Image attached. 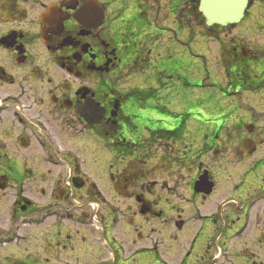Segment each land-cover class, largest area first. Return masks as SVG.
Returning <instances> with one entry per match:
<instances>
[{
	"label": "flooded vegetation",
	"instance_id": "1",
	"mask_svg": "<svg viewBox=\"0 0 264 264\" xmlns=\"http://www.w3.org/2000/svg\"><path fill=\"white\" fill-rule=\"evenodd\" d=\"M197 13V0H0V264H264V100L250 97L264 95V37L249 46L250 12L219 29ZM191 16L226 39L215 103L181 94ZM180 204L199 226L169 257Z\"/></svg>",
	"mask_w": 264,
	"mask_h": 264
},
{
	"label": "rangeland",
	"instance_id": "2",
	"mask_svg": "<svg viewBox=\"0 0 264 264\" xmlns=\"http://www.w3.org/2000/svg\"><path fill=\"white\" fill-rule=\"evenodd\" d=\"M259 3L263 4L262 1ZM261 9L262 8L260 6H255L254 9H252V11L250 12V15L244 21L245 26L243 28V33L249 38V46H257L258 44H261L260 37H264V9ZM189 14L190 13L187 12V16ZM186 20L187 22L185 34L182 38L184 46H181V50L185 51V56L188 61L187 65H189L191 69L187 73L186 84L182 88L181 94L186 103L198 104L200 99L201 102L208 101L215 103L218 100L224 99V97L226 98L225 94L221 90L222 87L225 88V83L223 82L222 76L220 74L221 68L223 69L224 66L221 56L220 44L222 42L226 44V39L223 38L222 40H220V42L210 39L204 36V29L201 30V28L199 27L201 25L196 23L193 20L192 16L187 17ZM189 29H191L193 34L192 38L190 35L191 31ZM199 29L201 30V32H203L201 33ZM233 34L236 36V33L233 32ZM140 79H143L145 81L146 78L143 77ZM140 79L138 81L139 83L144 82ZM250 97L251 99L256 101L264 100L263 94L251 95ZM161 177L162 175L160 174L156 175V178L158 179H160ZM102 186L104 189H109V186L105 183V181L103 182ZM195 202L196 205H199V201L195 200ZM114 204L116 205V203ZM196 205H179L185 211V217L187 219L188 226L186 227V230L182 233H177L179 241L182 242H172L170 245H168L169 252H166V255H168L169 257L177 256L178 247L183 243V241H186L189 238L193 237L196 233V228H198L199 226L194 221V217L197 216ZM110 206L111 204H106V206L103 205V207L105 208L101 207V211H106L107 209H109ZM74 208L77 211H80L81 209L87 210L88 208V211L92 212L97 210V208L96 210H91L89 204L82 206L78 203H74ZM165 234H168V231H165ZM101 251L102 250H100V253ZM96 252L99 251L96 250ZM151 260L152 261L149 260L151 263L155 262L154 258H151ZM160 262L156 261L157 264H160Z\"/></svg>",
	"mask_w": 264,
	"mask_h": 264
},
{
	"label": "water",
	"instance_id": "3",
	"mask_svg": "<svg viewBox=\"0 0 264 264\" xmlns=\"http://www.w3.org/2000/svg\"><path fill=\"white\" fill-rule=\"evenodd\" d=\"M248 5L249 0H201L199 10L208 26L219 27L240 22ZM139 200L141 211H149L150 205Z\"/></svg>",
	"mask_w": 264,
	"mask_h": 264
},
{
	"label": "trees",
	"instance_id": "4",
	"mask_svg": "<svg viewBox=\"0 0 264 264\" xmlns=\"http://www.w3.org/2000/svg\"><path fill=\"white\" fill-rule=\"evenodd\" d=\"M197 17H198L200 20H202V21L205 20V18L203 17V15H202L201 13H197ZM209 36L213 37V35H209Z\"/></svg>",
	"mask_w": 264,
	"mask_h": 264
}]
</instances>
